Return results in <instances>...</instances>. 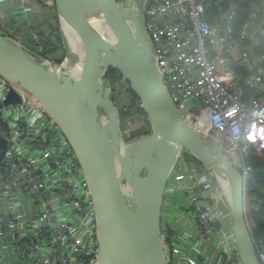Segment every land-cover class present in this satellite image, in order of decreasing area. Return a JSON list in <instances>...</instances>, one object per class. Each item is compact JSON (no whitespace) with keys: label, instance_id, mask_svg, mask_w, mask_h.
<instances>
[{"label":"built area","instance_id":"built-area-1","mask_svg":"<svg viewBox=\"0 0 264 264\" xmlns=\"http://www.w3.org/2000/svg\"><path fill=\"white\" fill-rule=\"evenodd\" d=\"M116 1L125 6L128 0ZM139 7L162 84L187 123L217 145V158L240 176L242 212L264 264V234L255 235L259 206L247 194V158L264 148L259 34L249 18L233 33V4L222 25L209 19V0H143ZM0 34L48 69L72 77L80 70V56L77 63L65 56L54 0H0ZM245 37L251 43L243 46ZM9 90L19 99L5 102ZM126 130L118 127L120 143L130 142ZM0 137V264H98L95 208L72 146L42 102L1 72ZM228 196L224 176L191 150L178 151L159 202L163 264H241Z\"/></svg>","mask_w":264,"mask_h":264},{"label":"water","instance_id":"water-1","mask_svg":"<svg viewBox=\"0 0 264 264\" xmlns=\"http://www.w3.org/2000/svg\"><path fill=\"white\" fill-rule=\"evenodd\" d=\"M54 2L65 56L75 63L80 56L78 74L72 77L65 70L48 69L1 34L0 72L42 102L72 146L95 208L98 264H163L159 202L182 147L191 150L214 174L226 178L239 260L241 264H260L242 212L240 176L228 161L217 158L218 146L187 123L162 84L140 7L123 6L116 0ZM74 9L91 23L100 20L107 31L101 32L96 26L78 45L71 19ZM90 12L99 14L97 21ZM109 66L122 77L114 87L119 89L127 83L148 117V123L142 122L137 112L123 120L126 138L135 137L126 144L118 140L121 109L111 97V87L100 80ZM18 99L9 90L5 102ZM100 109L104 112L102 121ZM135 121L139 125L132 126ZM3 145L0 137V147ZM115 158L120 172L115 168ZM122 181L130 187V205L122 196Z\"/></svg>","mask_w":264,"mask_h":264},{"label":"trees","instance_id":"trees-1","mask_svg":"<svg viewBox=\"0 0 264 264\" xmlns=\"http://www.w3.org/2000/svg\"><path fill=\"white\" fill-rule=\"evenodd\" d=\"M255 0H223V8L226 9L230 3L235 5V15L231 23V28L233 33L237 34L239 31L240 25L243 21L249 18V13L251 11L250 2H254ZM71 19L73 24H78V20L81 21V18L86 19L88 22L90 20L87 16L79 12L78 10H73L71 14ZM257 20L263 21L264 20V12L262 10L257 12ZM78 18V19H77ZM92 24V23H91ZM263 27L260 25L257 33L260 37V46L259 48L255 49L257 52H264V31L261 29ZM246 43H251L250 39L245 37L241 44L244 46ZM243 71V69L241 70ZM106 75L109 76L111 81V85L114 86L115 82L119 79H122L120 73L117 69L113 66L107 67ZM133 93V92H132ZM249 95H253V92L249 91ZM132 96L136 95L133 93ZM136 107H131L127 110H121L120 114V121L119 127L123 128V120L127 117L133 115L138 110L135 109ZM101 116L104 112L100 109ZM140 111V108H139ZM102 121V120H101ZM248 163L252 166V171L247 182V194L249 199L253 204H258L259 209L256 213V222L257 226L255 228V235H262L264 234V148L260 151L252 150L250 155L247 158Z\"/></svg>","mask_w":264,"mask_h":264},{"label":"rangeland","instance_id":"rangeland-1","mask_svg":"<svg viewBox=\"0 0 264 264\" xmlns=\"http://www.w3.org/2000/svg\"><path fill=\"white\" fill-rule=\"evenodd\" d=\"M140 4H141L140 0H129L125 6L139 7ZM94 19L96 20V18H94ZM98 23H99V25H98ZM96 26L103 27L102 24L100 23V21H98L97 23L91 24V22H88L84 18H81V21L78 20V24H76V23L74 24V31H73L76 43L78 45H81L84 42V37L86 35H88V33L90 32V29L92 30ZM253 62L257 63V60H253ZM106 71H107V68H105L102 71V75H101L100 80L103 84H106V85L111 87V92H112L111 97L114 100V102L118 105V107L121 110H127L131 107H136L135 109L139 110V102H137V100L135 101V103H131L132 98H134V96H132L133 93L128 89L127 83H125L124 86L119 88V89L115 88L114 86L111 85V81L109 79V76L106 75ZM103 119H104V114L102 116L100 115V120H103ZM134 138L135 137H131V138H128L127 140L132 141ZM113 162L116 165L118 163V160L115 158L113 160ZM120 186H121V190H122L121 193H122V196L125 200V203L127 205H130L131 204V195H130L129 185L126 182L122 181L120 183ZM227 199L229 200V196Z\"/></svg>","mask_w":264,"mask_h":264},{"label":"crops","instance_id":"crops-1","mask_svg":"<svg viewBox=\"0 0 264 264\" xmlns=\"http://www.w3.org/2000/svg\"><path fill=\"white\" fill-rule=\"evenodd\" d=\"M140 1L142 2V0ZM209 1L211 2L212 8H213V11L209 19L212 22H217L220 25H222L224 13L228 10L231 3L226 9H224L223 0H209ZM250 6H251V11L249 13V20H250V29L252 33L254 34L255 32H257L258 29L260 28V25L263 26L261 27V29L264 31V20L259 21L257 20V17H256L258 11L262 10V12H264V0H255L254 2H250ZM252 59L257 60L255 57H253ZM262 61L264 62V60ZM263 95H264V89H263Z\"/></svg>","mask_w":264,"mask_h":264},{"label":"bare ground","instance_id":"bare-ground-1","mask_svg":"<svg viewBox=\"0 0 264 264\" xmlns=\"http://www.w3.org/2000/svg\"><path fill=\"white\" fill-rule=\"evenodd\" d=\"M90 14H91V16L93 17V18H97L98 19V16L97 15H99L98 13H96V12H90ZM100 21V20H99ZM102 24V23H101ZM102 26H103V24H102ZM101 29H100V31L101 32H106L107 31V29H106V27L105 26H103V27H100ZM104 28V29H103ZM107 35H108V33H107ZM12 45V44H11ZM15 47V46H14ZM71 70H73V68L71 69ZM190 123L192 124V126H195V124L192 122V121H190ZM196 127H198L197 125H196Z\"/></svg>","mask_w":264,"mask_h":264},{"label":"flooded vegetation","instance_id":"flooded-vegetation-1","mask_svg":"<svg viewBox=\"0 0 264 264\" xmlns=\"http://www.w3.org/2000/svg\"><path fill=\"white\" fill-rule=\"evenodd\" d=\"M138 112V111H137ZM136 113V112H135Z\"/></svg>","mask_w":264,"mask_h":264}]
</instances>
